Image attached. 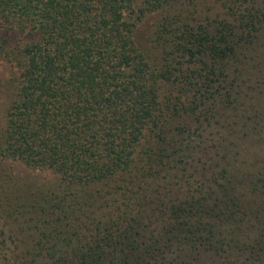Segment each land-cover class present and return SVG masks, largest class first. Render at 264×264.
Instances as JSON below:
<instances>
[{
    "label": "trees",
    "instance_id": "1",
    "mask_svg": "<svg viewBox=\"0 0 264 264\" xmlns=\"http://www.w3.org/2000/svg\"><path fill=\"white\" fill-rule=\"evenodd\" d=\"M222 2L190 21L180 0H0V158L57 177L2 191L0 264H264V169L189 155L206 114L249 120L264 86V0ZM154 13L151 63L135 31Z\"/></svg>",
    "mask_w": 264,
    "mask_h": 264
},
{
    "label": "rangeland",
    "instance_id": "2",
    "mask_svg": "<svg viewBox=\"0 0 264 264\" xmlns=\"http://www.w3.org/2000/svg\"><path fill=\"white\" fill-rule=\"evenodd\" d=\"M180 1L181 8L190 9L189 11L194 13L189 15L190 21L203 20L206 17L213 19L218 13L223 11L222 1L224 0ZM159 20L160 14H149L139 23L135 31L136 43L141 50L147 52L151 63H154V56L150 57V51H152L154 45V32ZM16 75L15 68L11 64L0 60V127L3 123L6 108L14 93ZM252 95L254 96L253 100H250L249 97H242L245 98V105L238 112L239 114L246 113V117L250 116L251 118L249 120L241 121L240 118H232L231 124L229 123L226 126L223 121L224 117L220 114L212 111L211 113L216 115L214 118H210L211 113L206 114L208 120L203 122V126L196 132V136H193L196 139L192 142L193 146H198L200 140L199 153L204 148L205 153L199 154L197 149H193V153L189 152V155H192L194 159L197 158L196 167L199 169L206 168L209 170L208 173H213V177L216 178H218L217 175L222 168H227V171H231L233 174L243 168L253 173L264 169V86L256 92L250 93V96ZM257 110L262 113L260 119H258L259 117H254V113ZM225 149H230V153L226 160H223L221 156ZM227 161L234 162L235 165L232 164L227 167V163H225ZM241 163L244 164L240 165ZM56 179L57 177L50 171L31 169L18 161L0 158V205H3L0 207L2 210H4V206L7 207L5 209L7 211L0 213V229H2L1 227L9 229L12 223L8 213V201L3 198V196L8 198V196L2 193L3 190L7 191L10 189L14 191L17 188V184L22 186L21 184H25L28 181L35 183V185L42 183L52 184ZM190 181L193 180L191 179ZM11 229L16 233L17 238L20 239V243L18 242L17 245L22 246L23 243L29 242L31 239L29 233L32 234V232L28 233L17 228ZM7 244H9V241Z\"/></svg>",
    "mask_w": 264,
    "mask_h": 264
},
{
    "label": "clouds",
    "instance_id": "3",
    "mask_svg": "<svg viewBox=\"0 0 264 264\" xmlns=\"http://www.w3.org/2000/svg\"><path fill=\"white\" fill-rule=\"evenodd\" d=\"M19 38V37H18Z\"/></svg>",
    "mask_w": 264,
    "mask_h": 264
}]
</instances>
